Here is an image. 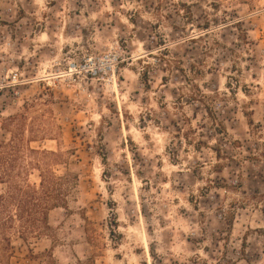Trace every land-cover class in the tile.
<instances>
[{"label":"rangeland","instance_id":"rangeland-1","mask_svg":"<svg viewBox=\"0 0 264 264\" xmlns=\"http://www.w3.org/2000/svg\"><path fill=\"white\" fill-rule=\"evenodd\" d=\"M1 156L70 177L9 264H264V0H0Z\"/></svg>","mask_w":264,"mask_h":264},{"label":"trees","instance_id":"trees-1","mask_svg":"<svg viewBox=\"0 0 264 264\" xmlns=\"http://www.w3.org/2000/svg\"><path fill=\"white\" fill-rule=\"evenodd\" d=\"M32 151H36L33 150ZM15 161V159H12ZM32 165V163H30ZM36 165L39 171V182L30 183L27 179L4 180L11 178V168L0 172V182L6 184V189L0 194V264H9L7 261L12 255L10 249V235L16 234L23 242L40 237L48 228V212L56 207H64L66 201L65 185L70 177L56 176L50 170L41 171V165ZM13 167L6 157H0V168ZM34 254H31L33 257ZM43 264H58L51 253H47ZM74 264H89L79 259Z\"/></svg>","mask_w":264,"mask_h":264}]
</instances>
